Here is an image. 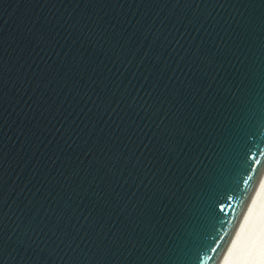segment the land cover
Listing matches in <instances>:
<instances>
[{"label": "water", "instance_id": "obj_1", "mask_svg": "<svg viewBox=\"0 0 264 264\" xmlns=\"http://www.w3.org/2000/svg\"><path fill=\"white\" fill-rule=\"evenodd\" d=\"M264 176V0H0V264H220Z\"/></svg>", "mask_w": 264, "mask_h": 264}, {"label": "bare ground", "instance_id": "obj_2", "mask_svg": "<svg viewBox=\"0 0 264 264\" xmlns=\"http://www.w3.org/2000/svg\"><path fill=\"white\" fill-rule=\"evenodd\" d=\"M220 264H264V176Z\"/></svg>", "mask_w": 264, "mask_h": 264}]
</instances>
